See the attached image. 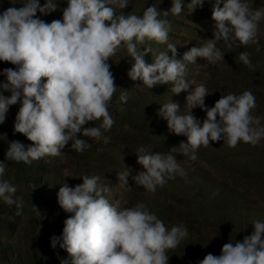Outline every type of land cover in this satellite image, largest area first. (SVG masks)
Instances as JSON below:
<instances>
[{"label": "clouds", "instance_id": "obj_1", "mask_svg": "<svg viewBox=\"0 0 264 264\" xmlns=\"http://www.w3.org/2000/svg\"><path fill=\"white\" fill-rule=\"evenodd\" d=\"M129 0H67L59 8L56 0H22L0 12V62L14 67L5 68L0 75V125L5 123L10 106L21 103L15 116L14 133L22 134L31 143L8 142L7 161L31 165L46 156L58 157L70 145L83 153L91 144L80 136L105 144L115 120L109 105L117 91L115 77L110 70L111 57L125 48L134 61L127 75L152 89L157 85H171L174 95L187 92L183 111L178 102L162 105L159 115L167 121L170 132L185 136L178 147L168 153L153 152L141 146L136 150L137 163L143 170L131 177L135 186L155 193L167 180L186 177L187 172L175 154L196 160L197 150L210 142L223 141L229 148L241 142L252 146L264 140V118L254 115L256 97L251 90L241 94L221 95L213 106L205 99L209 90L201 83L186 79L187 65L197 58L209 64L225 62L222 47L249 46L259 43V25L264 21V6L253 7L250 0H215L212 19L213 38L202 46H193L178 58L177 47L169 43L171 24L169 14L179 16L184 0H172L167 11L148 6L142 16L117 15ZM204 0H190L189 13L202 7ZM222 3V7H221ZM57 10L61 19L50 23L41 19ZM166 44L165 51L154 50L151 43ZM147 45V46H145ZM143 49V50H141ZM151 53L152 62L145 56ZM171 53V55H169ZM250 53L240 52L239 60L253 68ZM191 88V91L189 89ZM9 92L10 95H4ZM120 100L127 101L121 94ZM206 113L201 122L192 110ZM102 121L98 127L87 126ZM71 142V143H70ZM117 174L119 187L129 188L132 169ZM6 165L0 162V177ZM0 179V200L8 206L16 205L21 215L22 198L16 197L17 187L12 180ZM82 183H64L57 193V202L65 213L62 234L52 236L51 247L59 246L68 253L70 264H168L169 250L176 249L188 237L184 224L170 229L144 203L121 207L120 201L110 203L111 182L99 175H84ZM216 193H214L215 195ZM254 231L242 241L227 242L219 255L208 253L198 264H264V222L255 220ZM61 264H69L63 260Z\"/></svg>", "mask_w": 264, "mask_h": 264}, {"label": "rangeland", "instance_id": "obj_2", "mask_svg": "<svg viewBox=\"0 0 264 264\" xmlns=\"http://www.w3.org/2000/svg\"><path fill=\"white\" fill-rule=\"evenodd\" d=\"M44 2L40 0L41 5ZM56 2L61 9L67 6V0ZM189 2L184 0L185 7L179 16L163 17L161 12V18L171 24L168 42L176 45L178 58L191 47L202 46L205 40L212 39L215 30L212 19L215 0H204L203 6L192 13L187 8ZM21 3L22 0H0V12ZM250 3L257 8L264 6V0H250ZM151 5L167 11L172 0H129L125 9L117 8L116 12L117 15L124 12L125 15L142 16ZM37 15L49 23L62 18L60 10L47 16ZM258 39V44L246 47L228 49L218 45L225 53V62L212 65L198 57L196 63L187 65L186 79L195 81L192 87L203 83L208 88L210 95L205 99L208 107L213 106L221 95L251 90L257 104L254 115L264 118V21L259 25ZM151 46L157 51L167 48L166 44L155 42ZM240 52L250 53L253 68L239 60ZM145 60L152 62L151 53ZM109 63L117 91L109 105L115 123L109 131L101 129L103 136L110 137L107 144L103 138L97 141L81 135L80 138L91 144L83 153L68 145L61 156H46L31 165L7 161L8 142L17 140L26 146L31 143L13 130L21 103L10 106L5 123L0 125V162L6 165L0 179L15 177L12 183L17 187L16 197L22 198V208L18 216L16 205L8 206L0 200V264H61L63 260H69L70 264L68 253L59 246L53 249L50 244L52 236L62 234L63 221L69 215L60 209L57 193L64 183L69 186L82 183L80 178L84 175H99L111 182L110 203L119 200L121 207H133L142 202L169 229L179 224L187 227L188 237L176 249L167 252L168 264H198L208 253L219 255L225 243L242 241L245 235H251L253 221L264 222V140L256 146L241 142L234 149L224 145L223 141L210 142L209 147L201 146L197 150L196 160L174 153L186 170V177L177 175L175 179L167 180L155 193L135 186L131 177L143 170L137 163L139 147L168 153L181 141H187L185 136L170 132L167 121L158 113L162 105L171 101L178 102L183 111L188 93L174 95L170 91L171 85L149 89L141 81L131 80L127 73L134 61L125 48L111 57ZM9 67L14 66L0 62V71ZM5 80L0 75V81ZM121 94L127 95L126 102L120 100ZM4 95L10 93L4 92ZM192 113L201 122L206 116L200 108L193 109ZM101 122L87 126L98 127ZM125 166L132 169L130 187L121 189L117 174L125 171Z\"/></svg>", "mask_w": 264, "mask_h": 264}]
</instances>
